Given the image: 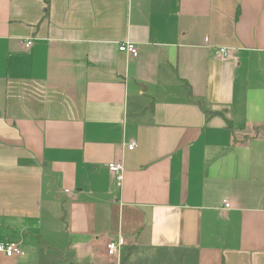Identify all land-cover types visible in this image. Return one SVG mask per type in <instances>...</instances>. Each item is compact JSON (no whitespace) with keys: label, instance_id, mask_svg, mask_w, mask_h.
<instances>
[{"label":"crops","instance_id":"0c3cea01","mask_svg":"<svg viewBox=\"0 0 264 264\" xmlns=\"http://www.w3.org/2000/svg\"><path fill=\"white\" fill-rule=\"evenodd\" d=\"M7 241L0 264H264V0H0Z\"/></svg>","mask_w":264,"mask_h":264},{"label":"built area","instance_id":"2783aa9c","mask_svg":"<svg viewBox=\"0 0 264 264\" xmlns=\"http://www.w3.org/2000/svg\"><path fill=\"white\" fill-rule=\"evenodd\" d=\"M32 44H33L32 41H28L25 44V48L29 49L32 46ZM119 50L120 52L130 55L134 58L138 57L139 55V50L137 46L132 42H125V43L120 44ZM219 55L221 59L226 60L229 58L230 53L228 49L221 48L219 50ZM135 148H136V143L134 142L130 144L128 147L129 150H134ZM107 168L118 182L123 181L124 173H125L123 162H120V161L111 162L108 164ZM225 207L229 208L230 205L226 204ZM123 245H124L123 239H119L118 241L109 242L106 246L108 255L114 258H118L119 253H120V248ZM22 254L23 252L20 248V245L17 242L7 241V242L0 243V257L4 255L8 258H12L14 256H21Z\"/></svg>","mask_w":264,"mask_h":264},{"label":"trees","instance_id":"16d2710c","mask_svg":"<svg viewBox=\"0 0 264 264\" xmlns=\"http://www.w3.org/2000/svg\"><path fill=\"white\" fill-rule=\"evenodd\" d=\"M47 1H49V0H47Z\"/></svg>","mask_w":264,"mask_h":264}]
</instances>
